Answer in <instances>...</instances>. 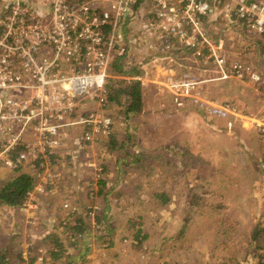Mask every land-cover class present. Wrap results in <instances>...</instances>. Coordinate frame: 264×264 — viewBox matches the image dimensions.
Listing matches in <instances>:
<instances>
[{
    "label": "built area",
    "instance_id": "2783aa9c",
    "mask_svg": "<svg viewBox=\"0 0 264 264\" xmlns=\"http://www.w3.org/2000/svg\"><path fill=\"white\" fill-rule=\"evenodd\" d=\"M34 1L0 0V170L27 167L40 176L45 165L62 161L64 145L73 143L75 153L89 154L99 138L113 131L114 120L104 111L106 82L141 0ZM223 1L153 0L155 28L195 47L204 37L202 18ZM235 1L236 19L249 32L263 34L264 0ZM225 59V53L216 57L220 78L233 75L261 83L262 76L251 66L233 60L224 68ZM171 85L178 106L188 99L209 115L225 117L229 112L227 104L203 98L195 78L174 79ZM87 101L97 107H87ZM258 128L263 134L264 124ZM69 153L72 158V149ZM85 158L91 166V158ZM45 175L47 180L53 177ZM31 191L20 213L38 209Z\"/></svg>",
    "mask_w": 264,
    "mask_h": 264
},
{
    "label": "rangeland",
    "instance_id": "374dc122",
    "mask_svg": "<svg viewBox=\"0 0 264 264\" xmlns=\"http://www.w3.org/2000/svg\"><path fill=\"white\" fill-rule=\"evenodd\" d=\"M179 74L181 72L176 75ZM169 75L163 87L175 103L171 83L179 78H175V74ZM202 97L209 100L203 94ZM86 106L97 107L94 101H87ZM117 109L109 108L112 116L121 114ZM263 115L264 112L254 110L252 115H247L249 121L245 123L254 125L256 133L262 136L259 141H264V133L261 134L258 128L264 124ZM122 125L116 131V142H125L126 146L132 144L128 151H147V154L135 160L127 158L120 149L113 148V153L108 154L109 147L106 146L104 150H88L89 154L84 150L75 153L73 148L71 158L69 144L64 145V151L59 155L62 161L48 164L49 167L43 165V171L37 175L34 191H31L37 201L36 207L40 206L32 211L35 220L51 222L56 217L58 220L53 223V228L65 230L57 224L71 220L67 217L68 209L84 210L83 207L91 205L99 209L106 207L111 223L114 222L116 227L110 237L105 231L103 239L112 238L113 244L105 250L98 241L101 239L93 236L88 251L87 242L80 245L86 253L84 260L79 259L77 264H254L256 258L248 249V235L251 222L258 220V208L264 204V194L254 186L256 179L246 170L250 167L248 158L233 152L229 157L224 156L222 149L201 152L189 144L188 149H184L181 145L187 144L184 137L188 138L184 132L182 139L173 137L165 143L153 144L151 142L163 136L161 132L147 128L145 132L132 131L130 134L127 130L132 127ZM139 146H144L142 151ZM203 152L210 160L198 165L200 157L206 158L200 156ZM189 153L192 154L188 159ZM85 155L91 158L89 167L85 165ZM118 157L126 160L117 162ZM47 172L53 174L51 179H45ZM2 178L5 174L0 170V181L4 180ZM162 192L167 196H161ZM163 197L167 198L164 203ZM262 208L264 210V206ZM23 213L30 216L29 211ZM25 216L22 221L27 227H19L28 235L39 232L27 224L30 218ZM91 223L92 226L96 224ZM138 228H146L148 233L141 242L134 237ZM94 233L98 234V231L94 230ZM102 233L104 231L99 234ZM63 237L64 245L70 246L69 233Z\"/></svg>",
    "mask_w": 264,
    "mask_h": 264
},
{
    "label": "crops",
    "instance_id": "0c3cea01",
    "mask_svg": "<svg viewBox=\"0 0 264 264\" xmlns=\"http://www.w3.org/2000/svg\"><path fill=\"white\" fill-rule=\"evenodd\" d=\"M152 3L153 0H141L137 4L123 34L120 46L122 50L118 52L114 61L115 65L116 63L121 65L122 71L113 72L111 67L110 77L121 79L122 82L119 84L121 87L130 80L140 81V106L139 109L135 107L132 109L133 112H139L136 118L130 117L125 121L121 113L126 111L125 106L121 104L118 106L113 101L108 104L109 108H118L117 112L121 113L112 116L109 108L105 111L112 118L114 117L112 132L117 134L116 131L120 129L119 126L122 123L124 128L129 125L132 127L127 130L130 134L132 131L145 132L147 128L150 129L149 131L155 129L156 133L161 132L163 136L151 142L153 144L165 143L173 137L182 139L184 132L188 137H184L187 144L181 145L184 149H188L189 144L192 148L195 146L197 151L201 149V152L204 149H222L224 156L230 155L231 152L245 155L250 165L246 170L256 179L254 186L264 194V141H259L262 136L256 133L252 123H249V126L245 124L249 121L247 115H252V111L264 112V93L262 92V89L264 90V34L246 30L244 24L240 23L241 21L238 22L239 19L235 17L236 1L226 0L215 4L214 10L202 18L203 40L199 37L201 41L195 47L185 46L180 44L174 36L166 35L163 30L160 32L155 28L157 24L151 13ZM34 4L41 5V0H35ZM222 53L226 54L224 68H227L233 60L247 63L260 73L261 83H253L233 75L220 78L216 57ZM180 72L181 74L176 75ZM169 74H175L177 76L175 78L179 79L195 77L202 94L209 101L231 106L227 115L225 117L209 115L204 110L196 109L188 102V99L182 107L176 106L170 92L163 87ZM119 98L124 100L123 95ZM75 131L78 134L80 129L76 128ZM124 134V136L127 135ZM106 143V138H99L92 149L104 150L106 146L108 148ZM70 146L71 149L75 148L73 143ZM139 147L142 150L144 146ZM191 154L187 156L188 159ZM200 156L206 158L200 157L197 160L198 165L208 163L209 158L206 153L203 152ZM2 173L6 178L9 171L5 170ZM157 173L160 174V172ZM157 173L154 175L156 176ZM262 206L258 208L260 219L264 217ZM38 209H40L39 205ZM29 213L30 216H25L19 209L18 213L10 207L0 209V253L3 254L9 250L7 258L12 262L10 260L11 263L8 264H68L64 257L52 259L50 252H47L49 240L45 239V236L56 232L57 229L53 228L56 219L53 218L51 222L47 220L38 222L33 217L32 211ZM23 215L28 217L26 219L30 218L27 224H31L32 228L39 232L34 231L35 234L28 235L19 227L21 225L27 227L22 221ZM251 223L254 225L255 221ZM16 225L18 234L14 232ZM248 249H250L249 246ZM18 251H21L20 258L16 257ZM15 259L17 261H14ZM0 264H3L1 260Z\"/></svg>",
    "mask_w": 264,
    "mask_h": 264
},
{
    "label": "trees",
    "instance_id": "16d2710c",
    "mask_svg": "<svg viewBox=\"0 0 264 264\" xmlns=\"http://www.w3.org/2000/svg\"><path fill=\"white\" fill-rule=\"evenodd\" d=\"M237 21L239 22L241 21V19ZM244 27L246 26L244 25ZM112 67L113 72L116 71L120 73L122 71L120 64L116 63L115 65L114 62ZM121 82V79L108 77L106 82V95L108 104L113 101L125 106L126 111L121 113L123 114V119L126 121L130 117L136 118L137 114L139 113L133 112L132 109L134 107L139 109L140 106V81L130 80L124 87H121L119 85ZM122 95L124 96L123 101H121L122 98H119ZM115 136L116 134L111 132L109 136L106 137V145H108L109 147L108 154L113 153V148H115L116 150H123L127 158L132 157L135 160H139L140 156H145L147 154V151L144 153H134L130 150L128 151L129 147H132V144H130V146H126L125 142H116ZM19 149L20 147H18L16 151H18ZM125 160L126 159L122 157L117 158V162L121 161L123 163ZM36 162L37 161H35V164H37ZM149 169L152 171V167L149 166ZM141 170L142 168L140 169V171ZM7 174V177L2 178L4 180L0 181V209L3 207H10L14 209L16 213H18L19 207H21L27 199L28 192H30L35 185V182L37 180V173H33L32 170H28L27 167H17L15 170L10 171ZM102 183L104 182L102 181ZM161 196H167L166 192H162ZM166 201L167 198L163 197L162 203ZM83 208L84 210L79 208L70 209L67 217L71 218V220L66 221L65 223L59 222L57 224L65 230H58V227L56 226V232L54 231L52 233H48L45 236V239L49 240V248L47 249V252H50L52 259H59L61 257H64L65 261H68V264H77L79 259L84 260V256L86 253L82 250L80 245H82L84 242H87V245L91 243L93 236H96L97 239H101L98 241L102 244L101 247L105 250L113 244L114 240L112 238H107L106 241L103 239L106 236L105 231H108V236L110 237L111 231H113L116 227L114 222L111 223V216H109L106 212V207L104 206L102 209H99L91 205L88 208ZM55 219L58 220V218ZM93 221L96 222L95 226H92L91 222ZM101 225L104 226L102 227L103 229L100 228ZM16 227L17 225L15 226V230L17 229ZM100 229H102L104 233L99 234L100 232H102ZM94 230L98 231V234H95ZM66 232L69 233V240L72 239V242L69 244L70 246L64 245L63 236ZM16 234H18V232ZM147 235L148 233L146 228H138L135 231L134 237L141 242ZM248 246L251 249V253L256 258L254 264H264V218H258L254 225L251 226L248 235ZM89 247L90 244L89 246H87L86 251L89 250ZM8 252L9 250H6L5 252H3V254L0 253V260L3 264L12 262L11 259L7 258ZM20 253L21 251H18V256L16 257L20 258ZM14 261L17 260L15 259Z\"/></svg>",
    "mask_w": 264,
    "mask_h": 264
},
{
    "label": "bare ground",
    "instance_id": "6f19581e",
    "mask_svg": "<svg viewBox=\"0 0 264 264\" xmlns=\"http://www.w3.org/2000/svg\"><path fill=\"white\" fill-rule=\"evenodd\" d=\"M86 103V102H85ZM226 112H228V111H226Z\"/></svg>",
    "mask_w": 264,
    "mask_h": 264
}]
</instances>
